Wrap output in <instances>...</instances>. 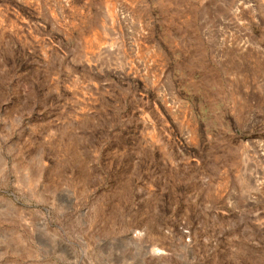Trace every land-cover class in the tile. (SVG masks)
Instances as JSON below:
<instances>
[{
  "label": "rangeland",
  "instance_id": "obj_1",
  "mask_svg": "<svg viewBox=\"0 0 264 264\" xmlns=\"http://www.w3.org/2000/svg\"><path fill=\"white\" fill-rule=\"evenodd\" d=\"M0 264H264V0H0Z\"/></svg>",
  "mask_w": 264,
  "mask_h": 264
},
{
  "label": "water",
  "instance_id": "obj_2",
  "mask_svg": "<svg viewBox=\"0 0 264 264\" xmlns=\"http://www.w3.org/2000/svg\"><path fill=\"white\" fill-rule=\"evenodd\" d=\"M133 96H134L135 100L138 99V96H136V95H133ZM131 116L133 118V121H134L136 127L139 128V130L141 129L142 132H143V127L142 126L144 125L145 122L143 120H141V119L138 118V114L137 113L132 114ZM138 139H141V140L144 141V135H143V133H139L138 134Z\"/></svg>",
  "mask_w": 264,
  "mask_h": 264
}]
</instances>
